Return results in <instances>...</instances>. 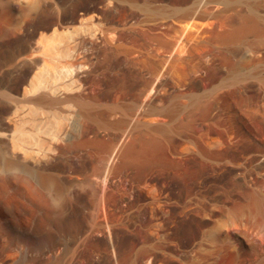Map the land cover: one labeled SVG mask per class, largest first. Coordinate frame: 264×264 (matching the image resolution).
<instances>
[{"label":"rangeland","instance_id":"rangeland-1","mask_svg":"<svg viewBox=\"0 0 264 264\" xmlns=\"http://www.w3.org/2000/svg\"><path fill=\"white\" fill-rule=\"evenodd\" d=\"M20 48L36 90L10 96ZM176 56L184 75L160 71ZM261 147L264 0H0V264H129L143 243L173 247L184 225L198 258L230 214L256 233L264 154L247 159Z\"/></svg>","mask_w":264,"mask_h":264},{"label":"bare ground","instance_id":"bare-ground-1","mask_svg":"<svg viewBox=\"0 0 264 264\" xmlns=\"http://www.w3.org/2000/svg\"><path fill=\"white\" fill-rule=\"evenodd\" d=\"M41 12V11H40ZM44 12V11H43ZM86 12V11H85ZM88 13V12H87ZM72 14V13H71ZM74 14V13H73ZM82 14V13H81ZM94 14V13H93ZM99 14V13H97ZM42 15V14H41ZM76 15V14H75ZM74 15V16H75ZM91 15V14H90ZM73 17V15H72ZM88 17V16H87ZM100 17V16H99ZM74 18V17H73ZM76 18V16H75ZM82 18V17H81ZM90 18V17H89ZM91 18L94 19L96 21V19H98V15L94 14V15H91ZM58 19V18H57ZM77 19V18H76ZM91 19V20H92ZM100 19V18H99ZM98 19V20H99ZM107 20V19H106ZM52 21V19H51ZM50 21V22H51ZM66 20L62 19V20H54L53 22L49 23L48 24H42V25H39L40 27H50L52 24H58L61 26H64L63 24H67V22H65ZM94 21V23H95ZM101 21H102V17H101ZM111 21V20H110ZM97 22V21H96ZM107 22V21H106ZM194 20L190 19V20H187L184 25L179 28L178 32L180 33V42L178 43V49L179 47H181V45H185L187 46V42L189 44V31H188V27L187 25H190V23H193ZM92 23V21H91ZM41 24V23H40ZM103 24V22H102ZM92 25V24H91ZM97 25V24H96ZM105 25V24H104ZM103 26V25H102ZM37 28V26H36ZM59 28V27H58ZM62 28V27H61ZM65 28V27H64ZM40 29V28H39ZM101 29V28H100ZM106 28L103 29L102 27V33L103 31L105 30ZM37 30V29H36ZM107 30V29H106ZM34 31V30H33ZM105 32V31H104ZM28 33V32H27ZM31 33V32H30ZM98 33V32H97ZM105 34V33H103ZM43 35V34H42ZM126 35V34H125ZM29 36V35H28ZM99 36V35H98ZM102 36V34H101ZM105 36V35H104ZM128 36V35H127ZM132 38L135 39V37L137 36V34L135 33H131L130 35ZM31 37V36H30ZM29 37V38H30ZM12 38V37H11ZM10 38V39H11ZM98 38V37H97ZM13 39V38H12ZM128 39V38H126ZM15 40V39H14ZM13 40V41H14ZM102 40V38L100 39ZM179 40V38L177 39ZM12 41V40H10ZM12 41V42H13ZM16 41V40H15ZM103 41H105L103 39ZM93 42V41H92ZM11 44V43H10ZM13 44V43H12ZM11 44V45H12ZM103 44V43H102ZM182 45V46H183ZM22 46V45H21ZM95 46V45H94ZM100 46V45H99ZM26 47V46H25ZM97 48V47H95ZM99 48V47H98ZM107 48V47H106ZM106 48L105 46L103 45V47H100L99 50H102V51H106ZM15 49V48H14ZM18 49V48H17ZM26 49V48H25ZM181 49V48H180ZM16 50V49H15ZM23 52H25L23 50V48H20L18 51H13L11 57H10V62L12 64L13 67L15 68H18L17 70H19V73L16 75L15 73V76H13V79L11 81V83L9 84V91H8V94L10 96L12 95H16L20 92H22V89L24 90L25 88L26 89H29L27 88V86L25 85L27 83V81L33 79V82L35 83V80L34 78H37L35 77V73L33 76H32V79H28L29 76H30V72L32 71V69L35 67L34 64H28L26 65L25 63L22 65V61L20 62L21 63V66H23L21 69L18 64H16V59L18 57H20ZM141 56H145V53L144 54H141ZM23 57V56H21ZM146 57V56H145ZM145 57H138L139 59L142 58V60L145 58ZM137 58V59H138ZM175 59H166L165 62H162V65L161 63H158V65L160 64L162 67L160 69V71H168L169 69H173L172 71L175 70L178 71L177 74L178 75H184L183 71L184 70H181L183 68V64L185 65L186 63H184V60H182L181 56H176L174 57ZM138 59V60H139ZM141 60V61H142ZM140 61V62H141ZM161 61V60H160ZM163 61V59H162ZM36 62V61H35ZM47 62V61H46ZM45 62V63H46ZM134 62V60H133ZM132 62V64H133ZM138 62V61H137ZM139 64L137 63L135 66H132L133 68V71H135L136 75L138 76L140 74V72L142 71V62ZM136 63V62H135ZM134 63V64H135ZM183 63V64H182ZM47 64V63H46ZM180 64H182V68L180 66ZM26 65V66H25ZM159 65V66H160ZM137 66V67H136ZM180 69H179V67ZM39 69V68H38ZM186 70V69H185ZM15 72V71H14ZM182 72V73H181ZM116 77V76H115ZM110 82V81H109ZM117 82V81H116ZM115 82V83H116ZM32 83V82H31ZM34 83H32L33 85H35ZM122 83V82H121ZM120 83V84H121ZM118 84V83H117ZM111 85V84H110ZM109 85V86H110ZM132 84H128L127 82H123V84L121 85V90L123 89L124 90H129L130 91V88L132 87L131 86ZM154 85V84H153ZM152 85V89H156L157 85L156 86H153ZM32 90H30V92H32L33 90H36L34 89L33 87H31ZM134 88V87H133ZM4 91V90H3ZM6 91V90H5ZM5 91H4V95H5ZM122 91V92H123ZM25 92H28V91H25ZM125 92V91H124ZM7 93V92H6ZM29 93V92H28ZM27 93V94H28ZM45 93V92H44ZM44 93H42V95H38V97L36 96H33V94H31L34 98V100H36V102H40L44 105H47V106H52L54 105L55 103H60L58 102V100L56 98H53V97H49L47 95H44ZM24 94V93H23ZM26 94V93H25ZM47 94V93H46ZM8 95V96H9ZM30 94H28L27 96H29ZM30 95V96H31ZM26 96V97H27ZM31 96V97H32ZM69 97V96H68ZM25 98V97H24ZM30 98V97H28ZM73 98V97H71ZM27 99V98H26ZM31 100L33 98H30ZM30 99L28 100V104H29V101ZM74 99V98H73ZM76 99V98H75ZM63 100V99H62ZM65 100V98H64ZM66 101V100H65ZM31 103V102H30ZM62 103V102H61ZM39 104V103H38ZM82 106V105H81ZM10 110V109H9ZM7 112V111H6ZM4 113H2L1 117L4 118L3 116ZM86 115V114H85ZM92 116V114H91ZM90 118V117H89ZM88 118V119H89ZM6 120V119H5ZM92 127V126H91ZM90 127V128H91ZM89 129V128H88ZM92 129V128H91ZM93 130V129H92ZM94 131V130H93ZM89 132V131H88ZM87 132V133H88ZM90 132H92L90 130ZM93 133V132H92ZM89 134V133H88ZM91 134V133H90ZM89 139H92L91 136ZM88 140V139H87ZM147 140L143 141V142H146ZM148 142V141H147ZM149 142H151V139H149ZM231 148V146L229 147ZM233 148V147H232ZM244 148V147H243ZM247 148V147H246ZM263 148V147H261ZM200 149V148H199ZM204 150V149H203ZM245 150V148H244ZM247 150V149H246ZM201 151V150H200ZM206 151V150H205ZM223 150H221L220 152H222ZM251 151V150H250ZM203 152V151H201ZM219 152V153H220ZM218 153V152H217ZM223 153V152H222ZM239 153V152H238ZM240 154V153H239ZM236 150H233V149H230V150H227V152H225L224 150V155H222V158L223 156L225 157H232L233 160L236 159L237 155ZM243 154V153H242ZM264 154V148L259 151V154H255L253 156H250L247 160L250 161V162H255L256 160L259 159V155L262 156ZM244 155V154H243ZM245 156V155H244ZM221 157V156H220ZM221 158V159H222ZM238 159V158H237ZM259 161V160H258ZM238 162V161H237ZM239 164V163H238ZM260 164V163H259ZM219 165V164H218ZM221 165V164H220ZM263 164L261 163L260 166H262ZM232 168V167H231ZM236 168V167H235ZM72 169V168H71ZM263 169V168H262ZM230 171V170H229ZM239 171V170H238ZM240 172V171H239ZM242 179V177H240ZM43 185L46 186L47 188H52L55 192H61V189H62V186H61V183L60 181H58L56 178L52 177V176H48V177H45L43 178ZM237 185V184H236ZM231 188V187H230ZM228 193V192H227ZM246 193V191H245ZM244 193V194H245ZM251 194L252 196L254 194H252L251 192H248V194ZM248 194H246L248 196ZM249 194V195H250ZM245 195V196H246ZM220 196H224V195H220ZM227 199V198H225ZM227 201V200H226ZM238 201V200H237ZM254 205L256 207V209H258V212L262 218H259L261 221L259 224V228L256 232V230H254L256 233H253L251 232L250 228L247 227H244L247 222L246 220L248 218H246L245 222H244V226H242L240 224V222L244 221L240 218V216H236V215H229V222L227 225H225L224 227L222 228H219L216 233H214V246L211 248V249H207L205 251H203L202 253H199L198 255V258L196 257H193V256H189V251H191L192 249H194V246H193V240L195 239V237L197 236V230L195 228H193L191 225H184L182 227V229L180 231H177V230H174L173 233L176 234V239H174V246L176 247V252L175 250L173 249V247H170L169 245L165 246V242H155V243H143L142 247H141V253L140 254L141 256H137L136 258L134 259H129V264H142L143 263V260H147L148 263L150 264H154L155 262L157 261H161L162 264H223V255L225 254H230L232 258V262L229 263V264H264V195H260V194H256L254 195ZM241 202V201H240ZM222 203V202H221ZM236 203V202H235ZM220 204V202H219ZM226 203H223V205H225ZM236 204H240L239 201L238 203ZM63 206V205H62ZM243 206V205H242ZM244 207V206H243ZM225 209V208H224ZM220 210V209H219ZM254 211L256 212V210H253V214H254ZM245 211H243L244 213ZM246 213V212H245ZM257 213V212H256ZM251 214V215H253ZM242 215V213H241ZM255 217V214L253 215ZM260 216V217H261ZM253 217V218H254ZM259 217V216H258ZM256 218V217H255ZM252 219V217L250 218ZM249 219V221H250ZM253 223V222H252ZM256 223V222H255ZM252 228V226H251ZM177 229V228H176ZM115 242V241H114ZM196 242V241H195ZM172 243V242H171ZM196 244V243H195ZM179 251V253H178ZM222 257L221 259H219V257ZM230 256H227V257H230ZM226 257V258H227ZM225 258V259H226ZM228 261V260H227ZM226 262V261H225ZM147 263V264H148Z\"/></svg>","mask_w":264,"mask_h":264}]
</instances>
